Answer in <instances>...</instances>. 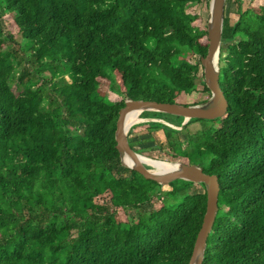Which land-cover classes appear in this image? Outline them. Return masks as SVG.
Here are the masks:
<instances>
[{
  "label": "trees",
  "instance_id": "1",
  "mask_svg": "<svg viewBox=\"0 0 264 264\" xmlns=\"http://www.w3.org/2000/svg\"><path fill=\"white\" fill-rule=\"evenodd\" d=\"M209 1L0 0V264H188L206 210L205 190H190L203 185L162 192L121 166L114 133L125 99L185 105L181 95L209 94L206 25L188 10ZM227 1L237 20H223L226 114L146 128L162 131L170 160L218 177L202 264H264V7ZM101 84L123 100L105 102Z\"/></svg>",
  "mask_w": 264,
  "mask_h": 264
},
{
  "label": "water",
  "instance_id": "2",
  "mask_svg": "<svg viewBox=\"0 0 264 264\" xmlns=\"http://www.w3.org/2000/svg\"><path fill=\"white\" fill-rule=\"evenodd\" d=\"M225 7L226 0H210L209 2V16L206 25V37L208 41L207 51L206 55L199 60L202 68L204 85L210 93L208 99L202 103L192 105L125 99L124 106L118 112L114 133V140L116 143L115 149L118 152L122 167L136 172L145 180L153 181L161 187L168 186L170 183L178 180L203 185L206 193V210L188 264H202L203 262L206 241L211 233L218 212V194L220 190L218 177L216 175L204 173L199 165H188L176 160H152L153 162L163 164L169 162L173 165L172 168L163 172H156L148 168V166L141 160L144 159V156L137 153L129 145L127 138L129 128L126 127V118L127 115L132 112H138L139 115L143 112H156L181 117L183 118V122L178 128L160 120H142L157 121L173 129L182 130L183 126L191 119L212 121L219 119L226 114L228 102L219 86L220 49L222 45ZM124 157H127L130 163H125L123 160Z\"/></svg>",
  "mask_w": 264,
  "mask_h": 264
},
{
  "label": "rangeland",
  "instance_id": "3",
  "mask_svg": "<svg viewBox=\"0 0 264 264\" xmlns=\"http://www.w3.org/2000/svg\"><path fill=\"white\" fill-rule=\"evenodd\" d=\"M241 5H242L243 9L249 5H253L254 7H256V6L264 7V0H249V1L241 0ZM188 10H191L192 12L200 15L203 19V24L207 25L208 16H209V4H208V6H204V4H201L198 6L193 5ZM224 16L229 18L231 23H234L237 20V15L235 14V7H234V5H231L229 3V1H227V3H226ZM15 40L18 44V46L15 47L17 49L18 56H20L22 59H26L27 55L24 52L25 47H26L25 41L18 34H15ZM221 46L224 47L225 45L222 44ZM193 58H194L193 59L194 61L198 60L197 56H195ZM25 66H28V64H25ZM201 74H202V68H201ZM44 75L47 77L49 76L48 73H45ZM14 89H15V87H14ZM98 90H99L98 91L99 95L102 96L103 100L109 104H117L118 102L123 100L122 97L117 96V95L113 94L112 92H110V90L107 88V86L105 84H101L99 86ZM209 95H210V93L209 94L204 93L202 91V87H200V88H198L197 92H193V93L188 94V95H181L179 98V102L181 101L182 103H185V105H192L193 103L198 104V103H202L205 100H207ZM148 122H156V121L143 120L142 122L137 123L128 129V132H127L128 141H130V142H141L140 145H137L134 147V150L135 151H144L143 156H147V157H150L153 159L165 160V161H167V160L168 161H175V160H170V158H168L162 151H160L161 147L162 148L165 147L164 146V136L162 134V131L161 130L149 131L146 128V124ZM201 128L202 127H201L200 123L191 124L188 126V133L193 134V133L199 131ZM175 130H177V129H175ZM150 136H152L153 141H148ZM184 136H185L184 134H180L179 138L183 139ZM169 190H170L169 186L161 187L162 192H166ZM204 190H205L204 188H202L198 185H195L190 190V193H192V194L202 193ZM100 200H103L106 202L108 200V196L107 197L102 196V198ZM161 200H162V198L159 200L153 199L149 205L144 207V211L150 212L152 210H155L156 208H158L160 206ZM96 202H99V204L101 203V201H99V200H96ZM126 214H127L128 218L131 217V219H134L137 217V213L135 211H129Z\"/></svg>",
  "mask_w": 264,
  "mask_h": 264
},
{
  "label": "bare ground",
  "instance_id": "4",
  "mask_svg": "<svg viewBox=\"0 0 264 264\" xmlns=\"http://www.w3.org/2000/svg\"><path fill=\"white\" fill-rule=\"evenodd\" d=\"M142 121L143 120L139 117L138 112L129 113L127 115V118H126V127L130 128L131 126H133V125H135L137 123H140ZM123 160H124L125 163H130V161H129V159L127 157H124ZM141 160L148 167L153 168V170L156 171V172H163V171L173 167V165L171 163H169V162L163 161V162H165L167 164L153 162L152 160H154V159H150V158H147L145 156H144V159H141ZM157 161H161V160H157Z\"/></svg>",
  "mask_w": 264,
  "mask_h": 264
},
{
  "label": "built area",
  "instance_id": "5",
  "mask_svg": "<svg viewBox=\"0 0 264 264\" xmlns=\"http://www.w3.org/2000/svg\"><path fill=\"white\" fill-rule=\"evenodd\" d=\"M246 1H249V0H246ZM100 199H101V198H95V199H94V202L99 204V202H96V200H99V201H101V203H100V204H106V203H107V201H108V200H107V201L105 202V201H103V200H100Z\"/></svg>",
  "mask_w": 264,
  "mask_h": 264
}]
</instances>
